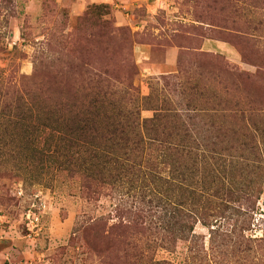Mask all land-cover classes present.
Listing matches in <instances>:
<instances>
[{
	"label": "rangeland",
	"instance_id": "obj_1",
	"mask_svg": "<svg viewBox=\"0 0 264 264\" xmlns=\"http://www.w3.org/2000/svg\"><path fill=\"white\" fill-rule=\"evenodd\" d=\"M117 4L92 2L72 14L70 0H0V264H264V191L252 228L241 232L246 252L240 258L215 250L209 241L213 227L199 222L191 241L160 246L153 237H136L131 227L121 236L119 226H131L136 217L132 189L98 185L83 170H74L64 141L52 138L61 135L58 127L67 132L64 123L54 122L60 120V95L84 99L90 93L83 89L88 80L94 78L100 92L105 78L112 84L105 89L124 92L129 107L141 106L142 118L153 115L152 107H164L165 98L182 103L199 98L197 103L206 107L204 120L214 117L224 129L234 130L235 147L245 142L244 135L251 139L246 124L254 123L259 153L248 155L252 161L244 173L264 181V111L253 115L244 102L247 97L264 107V0ZM171 47L177 55L170 67L165 57ZM179 54L184 71H178ZM193 55L204 57L202 68L195 67ZM84 68L93 74H84ZM225 68L244 71L249 79L237 89ZM168 73H180L181 81L189 78L196 88L163 92L160 77ZM151 94L158 95V102ZM87 99L77 102L80 116ZM105 103L86 112L88 117L99 115L95 121H100V114L108 112ZM106 121L102 118L103 127ZM36 197L46 207L37 235L26 228L24 216L32 203H39ZM235 217L212 223L234 236L240 233L233 226ZM248 236L261 239L247 242Z\"/></svg>",
	"mask_w": 264,
	"mask_h": 264
},
{
	"label": "trees",
	"instance_id": "obj_2",
	"mask_svg": "<svg viewBox=\"0 0 264 264\" xmlns=\"http://www.w3.org/2000/svg\"><path fill=\"white\" fill-rule=\"evenodd\" d=\"M116 30L124 35L127 33L122 27H117ZM204 61V57L192 56V62L197 68H202ZM177 64L178 71H184L181 54L178 55ZM76 68L77 66L69 67L72 71ZM83 72L93 74L86 68ZM101 72L109 73L108 69ZM225 72L235 77L233 81L237 89L249 79L244 71L225 68ZM90 75H87L88 78ZM180 78V73L163 74L160 77L163 82L162 91L175 92L176 88L183 87L193 91L196 88L195 84L187 80L189 78H185V81ZM88 82L89 85L83 88L90 89V93L84 98H88L87 109L82 116L76 109L80 106L77 102H85L83 97H77L75 101L71 97L60 95L62 97L57 103L60 120L54 119V122L60 126L64 123L63 128L67 132L64 134L58 127L61 135L52 138L64 141L74 170H83L87 173L86 176H92V180L98 181V185H101L99 182H105L114 187L124 185L126 189H132L136 217L131 220V226H119L120 235L124 236L127 228L131 227L136 237L142 234V237H149L151 240L153 237L159 240L160 246H164L163 244L177 239L191 241L194 237L193 227L199 222L213 227L209 241L216 244L215 250H220L227 257L231 254V257L240 258L246 252V247L240 246L245 241L241 232L252 228L253 214L258 208L255 207L256 202L264 191L263 178H247L244 173L252 161L248 155L259 153L256 141L258 127L252 122L251 125L246 124L251 139L244 135L245 142L235 147L230 139L234 130L224 129L214 117L204 120L203 111L206 107L197 103V97L186 103L174 97L172 100L165 98L164 107L156 105L151 108L154 111L151 117L142 118L141 106L137 104L135 108L129 107L125 102L129 98L125 97L124 92H108L105 89L112 86L107 79H103L100 92L94 78ZM64 87L62 85L60 89ZM148 97L156 102L159 100L157 94ZM244 102L247 107L250 106L248 108L253 111V115L264 111V107H255L256 101L246 97ZM104 103L108 112L103 117L100 114L101 120L110 119L106 121L105 127L101 125V120L95 121L99 115L90 114L88 117L86 113L89 114ZM236 148L240 149V153L235 151ZM224 189L226 194L221 193ZM240 190L243 193H239ZM231 202L238 205L229 207ZM232 215L236 216L233 226H238L240 233L232 236L226 231L219 232L213 226L212 222L220 223V220H226ZM258 239L261 238L256 236L253 239L248 236L246 241ZM141 253L140 251L139 254ZM254 254L257 257L256 252ZM245 255L246 253L243 254L244 257Z\"/></svg>",
	"mask_w": 264,
	"mask_h": 264
},
{
	"label": "crops",
	"instance_id": "obj_3",
	"mask_svg": "<svg viewBox=\"0 0 264 264\" xmlns=\"http://www.w3.org/2000/svg\"><path fill=\"white\" fill-rule=\"evenodd\" d=\"M71 1V9L72 14H79L87 4L92 2H104V3H115L117 6V2H124V3H132L137 0H70ZM177 49L171 47L166 51L165 63L167 66H173L176 60Z\"/></svg>",
	"mask_w": 264,
	"mask_h": 264
},
{
	"label": "built area",
	"instance_id": "obj_4",
	"mask_svg": "<svg viewBox=\"0 0 264 264\" xmlns=\"http://www.w3.org/2000/svg\"><path fill=\"white\" fill-rule=\"evenodd\" d=\"M37 196V195H36ZM36 199H38L39 203L37 205H34V203H32L31 207H28L26 209V212L24 213L25 216V226L26 228L32 232L35 233L36 235L38 234L37 231L39 229V223H40V218L45 210V206L42 203V201L40 200V197H36ZM37 201V200H36ZM4 220V216L0 215V223H2Z\"/></svg>",
	"mask_w": 264,
	"mask_h": 264
}]
</instances>
